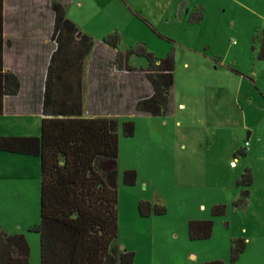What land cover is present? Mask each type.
<instances>
[{
    "label": "rangeland",
    "instance_id": "1",
    "mask_svg": "<svg viewBox=\"0 0 264 264\" xmlns=\"http://www.w3.org/2000/svg\"><path fill=\"white\" fill-rule=\"evenodd\" d=\"M132 1L136 11L154 29L137 14L131 12L127 17L123 7L110 4L115 9V14H110L125 34L120 36L119 48L125 50L144 43L157 57L173 51L175 71L171 112L151 116L132 111L131 116L119 120L117 243L123 250L134 253L133 264H202L210 260H222L224 264H264V101L261 103L262 96L249 77L231 70L238 64L230 60L233 48L243 44L248 36L254 15L236 8L239 0H147V9L138 7L139 0ZM176 3L182 23L178 20L177 25L171 21L166 24L168 16L174 17ZM70 7L79 17L80 10L74 5ZM95 7L89 2L84 8ZM192 12L203 13L205 27L191 31L186 26L187 13L190 18ZM227 24L235 28L228 31ZM120 30L117 32L121 34ZM192 33L197 39L208 34L212 37L208 55L193 51L199 50L195 43L200 41L195 38L177 41L182 35L193 37ZM130 61L134 67L146 66L145 58L140 56H131ZM251 73H257L256 65ZM207 88L217 95L222 92L220 99L226 95L221 103L227 106L231 103L224 91L229 92L234 105L230 122L213 124L208 119ZM126 120L134 122L132 136L122 132ZM225 138L231 144L222 148L226 154L230 152L231 165L227 155L220 162L213 158ZM182 141L190 144L188 149L200 156L197 164L205 167L194 174L197 177L194 184L183 180L182 172L187 168L174 158L175 147ZM236 150L242 152L235 155ZM30 166L29 174L5 183V191L0 185V220L10 227L6 232L26 236L30 246L29 264H39V235L28 230L39 222V189L35 181L33 185L39 168L35 163ZM129 169L136 172L132 185L123 180L124 172ZM245 170L252 176L248 203L244 208H236L233 201L242 189L237 181ZM203 171L206 177L214 175V181H207ZM12 197H16L18 205L10 204ZM140 201L162 204L166 211L142 216L138 210ZM214 204H224L225 213L212 216L210 209ZM190 220H212V235L190 239L187 233ZM234 238H244L246 247L232 263L230 246Z\"/></svg>",
    "mask_w": 264,
    "mask_h": 264
},
{
    "label": "trees",
    "instance_id": "2",
    "mask_svg": "<svg viewBox=\"0 0 264 264\" xmlns=\"http://www.w3.org/2000/svg\"><path fill=\"white\" fill-rule=\"evenodd\" d=\"M53 11L52 39L56 41L44 80L38 136L0 135V150L34 155L40 160L39 222L28 230L39 235V264H133L134 253L117 243L118 234V157L119 123L114 117H85L82 107V70L84 57L93 46V38L83 33L67 17L64 5L51 1ZM138 15V14H137ZM150 27L144 17L138 15ZM203 13L192 12L189 21L200 22ZM256 57L264 60V29L256 36ZM104 41L117 48L114 63L119 70H140L149 81L152 93L138 99L133 107L137 114L157 116L168 112L174 87L175 55L173 51L157 57L144 43L122 50L115 31ZM131 56L145 58V67L130 65ZM19 80L13 73L3 74V93L15 95ZM134 122L122 124L125 136H132ZM136 172L126 170L123 180L135 183ZM252 182L248 170L237 185L242 189L233 207L248 203ZM142 216L163 214L162 204L140 201ZM226 206L214 204L211 215H223ZM212 220H190V239L212 235ZM246 242L234 238L230 261L234 263ZM30 246L22 233H8L0 227V264H29ZM202 264H224L210 260Z\"/></svg>",
    "mask_w": 264,
    "mask_h": 264
},
{
    "label": "crops",
    "instance_id": "3",
    "mask_svg": "<svg viewBox=\"0 0 264 264\" xmlns=\"http://www.w3.org/2000/svg\"><path fill=\"white\" fill-rule=\"evenodd\" d=\"M51 1L0 0V135L38 136L40 134V123L43 117L41 105L45 74L51 54L55 49L52 39L53 11L51 9ZM58 1L64 5L67 17L83 33L91 36L94 40L91 50L83 60V115L85 117H114L119 123L120 119L128 118L133 114L135 102L140 98L149 96L152 93V88L142 71L117 69L114 63L117 48L106 43L103 39L105 36L120 30L119 25L110 14H115V9H112L110 4L123 7L122 12L127 17L130 16L131 12L140 16L142 14L136 11L132 0ZM89 2L92 5L95 4L96 7L94 9L84 8ZM146 4L147 0H139L138 7L147 9ZM70 5H74L76 9L80 10L79 17L76 16V12ZM175 6L174 17L171 18L170 16L169 18L168 16L165 20L166 24L171 21L177 25L178 20L182 23V17L178 14L180 11L178 3ZM235 6L243 13L254 15L255 20L249 23V32L248 36L244 38V43L233 48L230 60L236 61L238 66L231 67V70L249 77L254 82L255 89L262 96V103L264 101V60H259L256 57L259 47V40L256 36L264 29V0H239L235 3ZM87 7L89 8L90 6ZM166 11L167 9L165 8L163 15ZM188 16L189 14L187 13L185 18L186 26L191 28V31L206 26L205 16L200 22L196 23L190 22ZM142 17L146 19L145 16ZM232 28H235V25L227 24L228 31ZM122 35L125 36L124 32L121 31L119 36L122 38ZM167 35L171 38L174 37L172 34ZM210 35L197 39L192 33L193 37H183L182 35L180 38L177 37V41L180 39L194 41L195 38L200 41L195 43L197 45L196 48L199 50H191L208 55L212 42ZM237 35L243 37L241 31H237ZM254 65H256L257 73H251ZM5 73H13L19 80V90L15 95L3 93V74ZM212 90V88L206 89V93L209 95L208 119L213 124H217L220 121L230 122L231 110L234 106L231 95L225 89L224 92L231 103L227 106L221 103L226 95L223 96V99H220V93L222 92L217 95ZM262 107L264 110V105ZM171 110L172 105L170 104L168 112H171ZM239 113L241 114V111ZM226 144L229 145L231 143L229 139L226 140L225 138L224 142H220L219 149L214 153L213 158H217L220 162L225 160L227 155L228 164L231 165L230 152L226 154V150L222 148ZM189 146L190 144L185 141L176 145L174 158L177 159L180 165H185L184 167L187 168L185 172H182L183 180L194 184L197 180L194 174L200 173L205 167L197 164L200 156L188 149ZM241 152L236 150L234 154H240ZM34 163L39 168V171H36V178L34 179L33 177V185L35 181L39 189V157L0 150V185H2L3 190L5 191V183H9V180L14 182L24 173L29 174L31 172L30 164ZM203 173L206 177V172L203 171ZM206 179L209 182H213L215 176L211 175V177H206ZM17 195L19 194L16 193ZM15 198H10L13 201L10 202L11 205H18V201ZM0 227L5 229V231L10 228L1 220Z\"/></svg>",
    "mask_w": 264,
    "mask_h": 264
},
{
    "label": "built area",
    "instance_id": "4",
    "mask_svg": "<svg viewBox=\"0 0 264 264\" xmlns=\"http://www.w3.org/2000/svg\"><path fill=\"white\" fill-rule=\"evenodd\" d=\"M53 42H54V44L56 45V41H55V40H53Z\"/></svg>",
    "mask_w": 264,
    "mask_h": 264
}]
</instances>
